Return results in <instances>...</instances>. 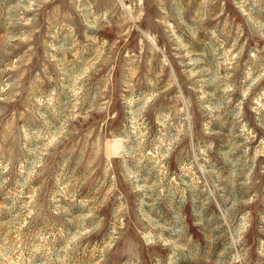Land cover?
Instances as JSON below:
<instances>
[{
	"label": "clouds",
	"instance_id": "9594fccd",
	"mask_svg": "<svg viewBox=\"0 0 264 264\" xmlns=\"http://www.w3.org/2000/svg\"><path fill=\"white\" fill-rule=\"evenodd\" d=\"M0 264H264V0H0Z\"/></svg>",
	"mask_w": 264,
	"mask_h": 264
},
{
	"label": "rangeland",
	"instance_id": "374dc122",
	"mask_svg": "<svg viewBox=\"0 0 264 264\" xmlns=\"http://www.w3.org/2000/svg\"><path fill=\"white\" fill-rule=\"evenodd\" d=\"M111 40L114 42L116 40V37L113 35L111 37ZM120 46L123 47V41L120 42ZM118 72H119V69H118ZM99 131H100V128H97V134H99ZM113 147L115 148L116 146H113ZM55 175H56V170H55V166L53 165V168H52V171H51V176L55 177ZM52 184L54 186V180H52ZM60 187H63V185L61 184Z\"/></svg>",
	"mask_w": 264,
	"mask_h": 264
}]
</instances>
